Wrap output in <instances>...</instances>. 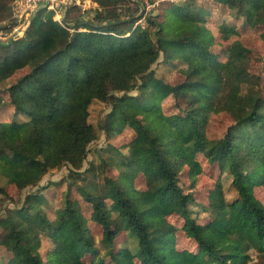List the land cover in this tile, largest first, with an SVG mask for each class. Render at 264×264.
Segmentation results:
<instances>
[{
	"label": "trees",
	"instance_id": "16d2710c",
	"mask_svg": "<svg viewBox=\"0 0 264 264\" xmlns=\"http://www.w3.org/2000/svg\"><path fill=\"white\" fill-rule=\"evenodd\" d=\"M10 1L0 0V18ZM213 1L264 39V0ZM100 2L91 20L67 18L72 21L66 27L51 10L39 11L23 36L0 46L8 48L0 54V82L27 68L5 87L8 100L0 97V110L12 109L10 120L0 119V174L19 190L35 188L0 216L11 254L4 264H248L250 250L259 255L256 264H264V204L254 194V187L264 188V77L250 70V50L236 27L221 22V34L236 38L220 60L201 0L171 2L162 14L143 9L140 15L137 1ZM143 15L145 25L135 24ZM183 53L182 81L156 76L153 65L161 55L171 61ZM169 95L178 112L168 115L162 101ZM94 100L109 105L101 129L133 133L126 151L110 147L109 156L99 154L98 163L80 172L97 137L88 120ZM220 112L233 123L221 137L209 138V117ZM197 154L220 172L203 222L190 209L193 191L181 184L184 169L193 181L201 172ZM62 166L70 168L72 182H83L76 186L78 198L67 188L51 217L40 181ZM110 167L117 176L108 174ZM137 173L145 188L133 185ZM223 177L236 192L231 200ZM0 193L7 195L2 186ZM80 201L89 204V219L102 229L105 253L87 229ZM172 213L183 218L195 252L177 248L176 228L167 220ZM41 234L54 244L44 256ZM125 234L136 239L135 249L118 243Z\"/></svg>",
	"mask_w": 264,
	"mask_h": 264
},
{
	"label": "rangeland",
	"instance_id": "374dc122",
	"mask_svg": "<svg viewBox=\"0 0 264 264\" xmlns=\"http://www.w3.org/2000/svg\"><path fill=\"white\" fill-rule=\"evenodd\" d=\"M100 0H64L63 4L60 6L59 15L57 16L54 13V10L46 7L45 3H39L35 9L30 13L27 18V25L25 28H19L15 31L17 27L16 20L13 15V2L11 0L9 3V10L2 14L0 18V46L8 44L10 41L15 40L24 35V31L28 27L30 20L36 16L39 11L49 9L53 12V18L59 22L62 26H68L69 21L64 20L65 12L67 10V18H82L91 20L96 13L100 10ZM137 1L140 7L142 5L147 6L144 11L151 9L158 10L159 14H162L163 8L168 6L169 3L183 2L184 0H133ZM200 1V0H199ZM203 4L207 6V24L211 29L212 33L215 36L214 45L212 50L216 53L220 60H225L227 57L226 46L228 43L235 39V35L227 33L225 35L221 34V22L233 23L236 27L238 33L237 38L239 41L250 50V70L252 72L258 73L264 77V39L260 36V30L248 26L243 22L242 18H235L231 15L228 7L222 6L221 4L214 2L213 0H201ZM101 3V2H100ZM130 5V3H129ZM144 9V7H143ZM153 10V11H154ZM156 10V11H157ZM142 11L138 10L136 15H140ZM68 16V17H67ZM135 24L145 25V15L137 20ZM72 30V28H70ZM15 31V32H13ZM8 50V48L6 49ZM0 47L1 52H5ZM154 70L156 76L164 77L167 81L171 83H177L184 79L185 72L187 69V57L186 54H173L171 56V61H164L163 56L161 55L159 61L154 65ZM27 71V68L17 70L11 77L0 82V97L2 100H8V93L5 91V87L15 82L21 75ZM264 84V82H263ZM146 97V95H145ZM146 98H143L145 100ZM177 100H175L171 95L166 97L162 101V109L165 114L177 113ZM179 104L184 107L186 103L181 100ZM109 112V105L106 102L100 100H94L89 106V115L88 120L92 123L96 130L97 137L89 144V152L86 159L83 162V167L79 170L80 172L87 169L91 163L96 164L100 161L99 154L102 156H109L110 153L107 151L110 147H118L119 149L124 150V146L131 139L133 133L132 129L124 128L120 133L116 131L105 132L100 127V123H103V120L106 114ZM12 118V109L5 106L0 110V119L1 120H10ZM233 123L231 116L226 112H220L217 114H212L209 117V122L207 126V136L209 138H218L221 137L226 128ZM126 151V149L124 150ZM197 160L201 164V172L197 174L195 180L186 174L185 169L181 174V184L184 187L185 191H193L195 202L190 205L192 210V215L199 220L200 222L205 221L207 212L203 210L204 206H207L209 203V194L214 188L216 182L219 181V170L216 165H211L206 157L202 154H197ZM70 168L68 166H62L60 168L50 169L47 171L41 181L40 185H43L41 193L45 196L47 201L46 210L48 211L51 217L55 216L56 210H58L62 205V200L64 193L67 188H70V196L72 198H78V193L76 191V186L81 184L83 181L81 179L75 180L72 182V178L69 176ZM108 174L111 176H117V170L115 167L108 168ZM87 179L92 178L89 176V173L86 174ZM89 176V177H88ZM95 179V178H94ZM223 190L227 200H231L236 196V192L229 185L230 178L223 177ZM72 183V185H70ZM133 185L138 188H145V178L141 173H137L133 181ZM0 186H2L7 195L0 193V216H2L8 208L22 204L25 195L33 190L34 187H26L19 190L14 184H11L7 179L0 174ZM255 196L264 204V188L262 186L254 187ZM81 203L82 214L87 219V229L93 235L95 239V244L101 249L102 253H105V248H102L101 237L102 229L96 223L92 222L89 219L91 208L89 204ZM109 203V202H108ZM169 223L175 226L176 228V246L179 250H188L190 252H195L197 250V245L194 240L188 237L184 230L182 229L183 218L177 214L172 213L167 216ZM121 241L118 243H127L132 249L136 248V239L134 237H129L126 234L123 237H120ZM54 246L53 242L46 234H41V248L40 251L43 256L46 253V250ZM250 261L248 264H256L259 260V255L255 250H250ZM9 243L5 235L2 233V228L0 227V264L6 263L8 257L10 256ZM90 258L89 255H86L84 260L88 261Z\"/></svg>",
	"mask_w": 264,
	"mask_h": 264
},
{
	"label": "built area",
	"instance_id": "2783aa9c",
	"mask_svg": "<svg viewBox=\"0 0 264 264\" xmlns=\"http://www.w3.org/2000/svg\"><path fill=\"white\" fill-rule=\"evenodd\" d=\"M62 1L64 0H14L12 10H13L14 18L17 23V27H18V28H15V31H17L19 28L26 27L28 16L39 3H45L46 7L54 10V13L57 16H60L59 9H60V6L63 4ZM142 6L144 7V9L148 8L145 5H142ZM143 7H141L142 11H143ZM1 33L2 31H0V37H1Z\"/></svg>",
	"mask_w": 264,
	"mask_h": 264
},
{
	"label": "water",
	"instance_id": "95a60500",
	"mask_svg": "<svg viewBox=\"0 0 264 264\" xmlns=\"http://www.w3.org/2000/svg\"><path fill=\"white\" fill-rule=\"evenodd\" d=\"M142 11V10H141ZM66 15H67V10H66V12H65V16H64V20L66 21L67 19L65 18L66 17Z\"/></svg>",
	"mask_w": 264,
	"mask_h": 264
}]
</instances>
